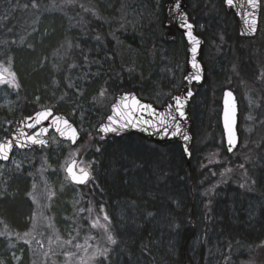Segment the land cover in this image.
<instances>
[{
    "label": "trees",
    "instance_id": "trees-1",
    "mask_svg": "<svg viewBox=\"0 0 264 264\" xmlns=\"http://www.w3.org/2000/svg\"><path fill=\"white\" fill-rule=\"evenodd\" d=\"M157 1L160 10L155 13L158 18L154 38L147 34L142 35L143 38L130 36L117 30L113 17L104 11L106 0H22L10 17H4L0 12V51H3L0 55L16 53L12 60L21 68L15 78L19 87L12 93L14 110L8 113L0 107V139L9 133L16 119L39 109L51 108L55 112H62L71 117L76 125L80 113L87 131L83 132L78 147L83 148L80 154L87 156L86 163L91 165L89 169L92 174V181L85 186V194L82 195L83 202H87L83 207L91 209V212L88 211L89 217L100 219L105 212L111 219L112 227H115L117 222L113 225L116 220L113 205L116 208L130 207L131 202L136 205L134 216L128 221L129 226H116L115 232L111 228L117 243L112 245L108 242L109 245H105L111 258L103 264H264V246H258L264 242V194L260 195L263 200L260 219L250 222L244 217V206L240 205L244 198L239 193L242 196L247 194L244 187L237 188L229 182L211 186L215 172L227 168H221L222 164L212 169L203 167L205 156L200 158L197 151L199 146L195 139L199 127L192 105L190 114L194 119V143L189 165L185 164L178 144L157 146L134 135L101 141L95 132L108 112L106 105L117 93L133 91L153 103L157 104L159 100L157 93L148 85L150 81H145L143 74L134 69L132 61L122 58L118 50L120 41L130 46L136 45L148 56L155 52L160 42L169 46L162 27L164 0ZM34 2L36 7L32 6ZM144 2L150 5L146 10L153 12L155 0H141L143 6ZM205 4V0H200L193 9L188 5L190 19L196 21L199 16L205 19L206 14L224 17L226 29L223 30L226 31L221 29V33L225 34L226 39L225 43L220 42L224 43L226 52L219 64L224 66L223 60L229 62L228 59L235 58L239 73L245 76L247 72L244 67H252L253 55L242 46L245 41L238 38L231 15L224 11L221 2L218 13ZM91 7L94 8L92 11ZM48 17L52 19L50 23H47ZM152 24L145 22L150 33L153 32ZM44 30L49 33L39 36ZM201 34L207 46L209 40L205 33ZM97 36L101 38L99 41ZM205 66L207 68L206 63ZM85 73L86 77L83 76ZM180 79L178 77L177 84L170 87L172 93L165 101L177 91ZM207 81L208 75L205 85ZM101 89H106L103 97L99 95ZM221 90L212 91L211 94L217 106ZM211 99H206L205 107L211 103ZM203 122L209 133L215 137L219 134L217 116L205 113ZM212 141L214 139L203 144L201 151L205 148L207 154L232 161L223 145L222 154L218 155L220 152L214 150ZM44 150L34 151L31 173H14L11 186L0 195V264H11L6 259L10 252L5 249L12 233L28 236L32 233L35 237L32 227L34 209L28 187L32 182L36 186L42 184L40 176L34 177L32 174V170L35 174H42L37 169L39 158L44 157V162L53 165L72 148L58 145L59 152L50 146ZM64 181L67 180L64 178ZM224 184L230 186L223 189ZM210 189L212 191L205 195V190L208 192ZM228 190H232L230 193L239 191L236 192L241 200H236L235 196L230 199V193L226 194ZM216 191L221 192L223 197L216 198ZM209 200L211 220L205 217V204ZM226 202L232 204L233 209L222 205ZM101 206L103 212L100 211ZM148 212H152L153 216H147ZM173 224L180 227L174 230ZM85 226H88L87 223ZM93 231L85 230L90 235L95 234L94 227ZM14 247L11 250L16 253L23 247L21 264H38L39 253L36 260L31 259L28 243H19ZM46 261V264L56 263L50 255ZM98 263L101 260H97Z\"/></svg>",
    "mask_w": 264,
    "mask_h": 264
},
{
    "label": "rangeland",
    "instance_id": "rangeland-1",
    "mask_svg": "<svg viewBox=\"0 0 264 264\" xmlns=\"http://www.w3.org/2000/svg\"><path fill=\"white\" fill-rule=\"evenodd\" d=\"M21 1L0 0L1 15L6 18L10 17L17 10ZM199 1L188 0V5L193 9ZM205 1L208 6H211V10H214L216 13L219 12V0ZM105 3L104 11L113 17L114 24L117 25V30H122L130 36L137 35L141 38H143L142 35L144 34L150 35L153 38L156 37V20L158 17L155 13L160 10L157 0H155L156 4H153V12H148L146 7L149 4L144 2L143 6L141 0H106ZM261 8L258 35L255 39L247 40L242 44L253 55L252 67H244V70L246 69L245 72H247L245 76L239 73L235 58L228 59L229 62L226 59L223 60L225 63L224 66L219 64L220 59L224 57V53L226 52L225 47H223L226 36L224 33H221V29H226L223 21L224 17L220 14L217 16L216 14L210 16L206 14L205 19L200 16L197 18L195 21L197 29L205 34L207 30L209 31L205 35L209 40V44L205 46L203 52V59L207 65L208 81L205 86L198 89V96L200 95V97H195L190 104L193 106V114H195L197 126L199 127V132L195 139L197 140L196 145L199 146L197 151L200 152V158L205 156L203 167L205 169H212L222 164L221 168H227V170L220 169L219 172H215L211 186L217 187L222 182H229L237 188H242V184L245 185L244 189L247 191V194L242 196L239 193L244 198L243 203L241 202L240 205L244 206V217L250 222H258L260 219L263 208V200L260 195L264 194V0H262ZM93 9L91 7V11ZM51 21L52 19L48 17L47 23ZM145 22L154 23L152 24V33L149 32V27H145ZM47 31L44 30L39 36H45L49 33ZM220 40L224 41V43H221ZM168 45L165 46L160 42L158 47L154 49L155 52L148 56L141 49H138L136 45L130 46L127 42H119V54L122 58L132 61L134 69L137 70L136 72L143 74L145 81H148V83L150 81L148 85H150V89H154L157 93L159 100L155 104L158 106L172 93L170 87L173 84H177V78L182 77L184 69L185 45L183 39L178 36L175 42L168 43ZM229 51L234 52L231 49ZM0 52L3 53L2 50ZM13 56H16V53L7 56L0 55V70L7 68L17 78L21 68L19 64L14 63L12 60ZM152 59L154 61H151ZM83 76L86 77L87 74L85 73ZM226 86H231L235 90L239 102L240 145L236 152L229 156L233 162L224 161V159L219 158L215 154H207L204 150L205 148L201 151L203 144L214 139L212 141L214 142V150L217 149L218 151H216L218 153L220 152L218 155L222 154L221 130L216 137L213 136L211 132L209 133L207 131V127L204 126L203 118L205 113H207L209 116H217L219 122V106L213 102L215 99H211V94L212 91L215 92ZM13 91L15 92L16 88H10L7 85L0 84V107L5 108L8 113H11L15 108L14 98L12 96ZM214 96L216 97L215 94ZM208 97H210L211 103L205 107L204 105L207 103L206 99ZM104 103L108 102L104 101ZM106 106L108 109L109 105L107 104ZM249 116L252 117L251 120ZM70 119L72 118L70 117ZM191 119L194 123L192 115ZM77 120L78 123L75 125L79 128L80 132L87 131L85 124L81 122L79 112ZM49 140V146L58 152V145L68 146V144L60 142L53 134L49 136ZM42 151L45 152L44 149ZM82 151V147L76 146L71 151H68L66 156H63L60 160L58 159L53 165L44 162V157L39 158L37 169L42 174H35L33 170L32 174H34V177L40 176L42 184L36 186V183L32 182L28 187L29 197L32 200V208L34 209L32 227H34L35 237L32 233L30 236L17 233H12L11 236L9 234L11 238L7 239L8 242L5 251L10 252V255L6 259L8 258L11 264H21L23 262V247L17 253L11 249H14V246L19 243L23 245L26 243L25 241L29 244L28 253L31 254V259L36 260L37 253H39L40 260H38V264H46L49 255L54 260V263L56 262L55 264H97V260L105 262L107 260L98 254L104 248H107L105 246L106 244L109 245L107 234L104 230L105 226L110 231L113 228L115 232L116 226L123 228L130 225L128 221L134 216L133 210L136 207L135 204L131 202L130 207L120 206L117 208L113 205V213L116 217L113 225L115 222H117V225L112 227L111 224L109 225L103 219V216L106 214L105 212L100 219L94 216L93 218L89 217V208L83 207L87 203L83 202L82 199V195L85 194V187L76 188L71 186L67 181H64L62 170L69 159L75 157L79 161L78 166L87 165L88 158L86 155L84 157L81 156L80 152ZM41 154L43 153L41 152ZM33 156L34 151L23 152L18 155H13L8 164H0V195L11 186L10 181L14 173H31L30 163L33 160ZM81 161L83 162L82 164L80 163ZM238 161L239 164H236ZM34 185L35 187H33ZM228 185L224 184L223 189L228 187ZM205 191L207 192V190ZM231 191L228 190L226 194H229ZM236 191L230 193L229 198L232 199L235 196L234 198L239 201L241 200L238 198L239 194L237 192L239 191ZM214 195L219 199L223 197L219 191H216ZM222 205L233 209L230 203L226 202ZM85 210H87V216L84 219L83 215ZM97 220L99 221V225L94 227L95 234H87L85 230L94 232L93 226L91 227L90 224H93ZM85 223L88 226H85ZM32 237H34L32 240L28 239ZM113 252L112 249V254ZM1 264H4V262Z\"/></svg>",
    "mask_w": 264,
    "mask_h": 264
},
{
    "label": "water",
    "instance_id": "water-1",
    "mask_svg": "<svg viewBox=\"0 0 264 264\" xmlns=\"http://www.w3.org/2000/svg\"><path fill=\"white\" fill-rule=\"evenodd\" d=\"M221 1H222L224 10L227 13H231L233 18H234L235 27H236L238 37L243 38V39L254 38L257 34V31H258L259 17H260V11H261V0H260V4L258 6V9L256 11L257 31L255 34H247V35H241V31L244 28L243 12L245 10H249V11L251 10V9H248V7H247V0H237V6L235 8H229L227 5L224 4V0H221ZM175 2H176V0H164L163 9H162V15H163L162 27L166 31V35H165L166 42L173 43L176 40L177 35H180L182 37L184 43H185L184 71H183V75H182V84L179 87L178 91L176 93H174L170 97V99L168 101H166L162 106H156L155 104L151 103L150 101H147L145 99L140 98L133 91L121 92V93L116 94L114 96L111 104L109 105L108 115L105 117L103 122L96 128V132L100 135V137L102 135H104L103 133H100L98 131V129L102 125L110 123L108 120L109 116H112L114 119H117V120H120L121 122H123V120L129 119L131 114H133V113L139 115V114L145 112L146 110L141 107L142 105H150L154 109L164 110V109H166L167 105L173 103V97L174 96L185 93L188 88H191L193 95L187 100V103L185 106V112L187 114V121L184 123V130L190 136V140L188 142H185L180 138L160 139L157 134L149 135L147 132L141 130V128H132V127H128L126 129L121 130L120 135H116L115 133H108L102 139L105 141V140H108L111 138H120L122 136L135 135V136H138V137H140L146 141L152 142V143H154L156 145H160V146H165L168 144L177 143L180 146L181 153H182L183 159L185 161V164L189 165L190 159H191V145H192L193 139H194L192 119H191V115L189 112V104H190L192 98L195 96L194 88H198V87L203 86L205 83V80H206V68H205V65H204L203 59H202L204 39H203L202 35H200L197 32V27H196L195 22L190 19L189 15L186 11V9H187L186 0H180V2H181L180 11L186 14L187 22L191 23L193 25V28H192L193 36H195L200 41V44L196 46L197 52L195 54H193L191 52V48L193 47V45L189 42L187 36L185 35L187 30L180 26V21L177 18L176 14L174 12L170 11V8H174ZM241 4H243V7H241ZM237 13H240V14L238 15ZM193 59H195L200 64V67L202 69V73H201L202 78H201L199 83H197L196 81H192V83L189 84L188 81L185 79V77L189 76L191 73H193L195 71L192 68V60ZM228 92H231L232 95L227 96L226 93H228ZM124 96H128V99L123 100ZM132 97H135V101H138L139 103L137 104L136 102H134ZM219 104H220L219 125H220L221 131H222L223 146H224L226 154L231 155L236 151V149L238 148V146L240 144V134H239V129H238V126H239V109H238V100H237V96H236L235 92L231 89H228V88L224 89L222 91ZM113 106H116L117 111L120 113V116H117L113 112ZM46 110H51L52 116H50L47 120H43L42 125H38L37 128H33V129H30V128L25 126V118L26 117L34 116L36 113L44 112ZM225 113L228 114L227 119H228L229 126L234 128L236 140H237L236 147L233 149L232 152H229L227 150L228 149V144H227L228 130L225 127ZM53 117H61V120L59 122H56L53 120ZM147 118H150V117H147ZM63 120H67L69 122V124H71L72 128L76 129L77 139H76L75 143H72V141L70 139L66 138L67 136L71 135V131L65 127V125L63 124ZM233 120H234V125L232 123ZM27 123H31V121H27ZM49 125H51V127H49ZM40 127H48L49 128L48 133L42 134L40 137L41 139H44L47 141V146L49 145V138L48 137L51 133L54 134L60 141L68 142L69 145L72 147H74L81 139V134H80L79 130L65 115L60 114V113H55L50 108H45V109L37 110L29 116H24V117L17 119L14 122L13 126L10 128V132L0 140V143H7L8 141L12 140L13 135L17 136L20 139H23V137H20L21 131L28 133V134H32V133L36 132ZM57 127H59L61 129V131L65 132V136H61L60 133L56 131ZM185 143H187V146L189 148L190 156L184 154L183 145ZM12 144H13L12 149L8 151L9 158L7 160L0 159L1 164L8 163L11 160L14 152L32 151V150L41 149L43 147H47V146H43V145H39V144H34V145H30L28 147L19 148V147H16V141H12ZM75 160L78 163V160L77 159H75ZM71 163H72V160L70 162H68L63 169L65 176L68 178L70 183H72L76 186H83L84 184L74 183L71 180V178L68 176L67 172L65 171L67 166ZM74 171H76V169H74Z\"/></svg>",
    "mask_w": 264,
    "mask_h": 264
},
{
    "label": "snow or ice",
    "instance_id": "snow-or-ice-1",
    "mask_svg": "<svg viewBox=\"0 0 264 264\" xmlns=\"http://www.w3.org/2000/svg\"><path fill=\"white\" fill-rule=\"evenodd\" d=\"M224 4L227 5L229 8H235L237 6V0H224ZM260 4V0H247V7L249 10H245L243 12V23L244 28L241 31V35H247V34H255L257 31V17H256V11L258 9V6ZM33 7H36L37 5L35 2L32 5ZM241 7H243V4H241ZM181 9V2L180 0H176L174 8H170V11L174 12L177 16V18L180 21V26L182 28H185L187 31L185 35L187 36L189 42L193 45L191 48V52L195 54L197 52V45L200 44V41L193 36L192 28L193 25L191 23L187 22V16L185 13L180 11ZM238 15L240 13H237ZM96 39L99 41L101 38L99 36L96 37ZM85 60L87 61V57H85ZM192 68L195 70L193 73H191L189 76H186L185 79L188 81L189 84L192 83V81H196L197 83L200 82L202 76V69L200 67V64L193 59L192 60ZM0 84L7 85L10 88H18L19 85L15 83V74L10 72L9 69L3 68L0 70ZM74 85H70L72 87ZM106 93V89H101L99 95L103 97ZM193 95V92L191 88H188L185 93H182L180 95H176L173 97V103L166 106V109L164 110H157L152 108L150 105H142L141 107L144 108L146 111L137 115L135 113L131 114L129 119L123 120L121 122L120 120L114 119L112 116L108 117L109 124L102 125L98 131L100 133H103L104 135L101 136V139L104 138L108 133H115L116 135L121 134V130L126 129L128 127L132 128H141V130L147 132L149 135L157 134L160 139L168 138H180L185 142H188L190 140V136L186 133L184 130V123L187 121V114L185 112V106L187 103V100ZM227 96H231V92L226 93ZM39 99V97H37ZM128 96H124L123 100H127ZM133 101L137 104L138 101H135V97H132ZM113 112L120 116V113L117 111L116 106H113ZM227 113H225V127L228 130V138H227V144H228V151L232 152L233 149L236 147L237 140L236 135L233 127L229 126L228 119H227ZM50 116H52L51 110H46L44 112H38L34 116L26 117L25 118V126L33 129L37 128L38 125H42L43 120H47ZM150 117V118H147ZM249 119L251 120L252 117L249 116ZM53 120L56 122H59L61 120V117H53ZM27 121H31V123H27ZM234 125V120L232 121ZM63 124L67 129L71 131V135L67 136L66 138L70 139L72 143L76 142L77 139V131L75 128H72L71 124L67 120H63ZM51 127V125H49ZM49 128L48 127H40L36 132L32 134H28L25 132H20V137H23V139L18 138L17 136L13 135L12 140L8 141L7 143H0V159L7 160L9 158L8 151L12 149L13 144L12 141H16V147L24 148L28 147L30 145L39 144L43 146H47V141L44 139H41L42 134H47ZM56 131L60 133L61 136H65V132L61 131L59 127L56 128ZM97 151H100L99 148L96 149ZM184 154L190 156V151L187 146V143L183 145ZM83 163L82 161L80 162ZM89 167L91 165H85V166H78V163L75 159L72 160V163L67 166L65 171L67 172L68 176L71 178V180L74 183L77 184H86L90 178L91 173L89 171ZM243 167V165H241ZM76 169V171H74ZM253 183H255L253 181ZM35 187V185L33 186ZM241 187H245V185H241ZM212 190H208V192L205 193V195H208ZM211 200L207 204H205V209L207 210L205 213V217L208 220H211L212 217L210 215L211 212ZM83 211V209H82ZM89 212H91V209H88ZM100 211L103 212L104 208L101 206ZM251 214V213H250ZM147 216L151 217L153 216L152 212H148ZM103 219L108 222V224H111V220L109 219V216L105 214L103 216ZM99 225V221H94L92 226L97 227ZM173 229H177L180 227L178 224L172 225ZM105 232L107 234V240L110 244L115 245L117 243L114 236L111 234V231L107 226H105ZM27 235V234H26ZM27 243V241H25ZM258 246H264V242H262L261 245ZM79 247V245H77ZM147 248V245L144 246ZM229 247H231V242H229ZM108 248H104L102 251H100L98 254L100 256H103L105 260L110 259L111 257L108 254ZM101 264H103V261H101Z\"/></svg>",
    "mask_w": 264,
    "mask_h": 264
},
{
    "label": "flooded vegetation",
    "instance_id": "flooded-vegetation-1",
    "mask_svg": "<svg viewBox=\"0 0 264 264\" xmlns=\"http://www.w3.org/2000/svg\"><path fill=\"white\" fill-rule=\"evenodd\" d=\"M221 1V0H220ZM258 35V34H257ZM255 39V38H254Z\"/></svg>",
    "mask_w": 264,
    "mask_h": 264
},
{
    "label": "bare ground",
    "instance_id": "bare-ground-1",
    "mask_svg": "<svg viewBox=\"0 0 264 264\" xmlns=\"http://www.w3.org/2000/svg\"><path fill=\"white\" fill-rule=\"evenodd\" d=\"M165 38V37H164Z\"/></svg>",
    "mask_w": 264,
    "mask_h": 264
}]
</instances>
